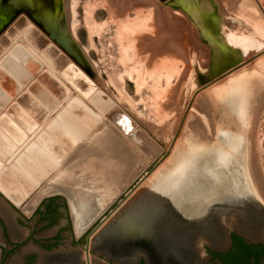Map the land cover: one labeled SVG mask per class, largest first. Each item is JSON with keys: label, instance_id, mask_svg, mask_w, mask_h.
<instances>
[{"label": "rangeland", "instance_id": "1", "mask_svg": "<svg viewBox=\"0 0 264 264\" xmlns=\"http://www.w3.org/2000/svg\"><path fill=\"white\" fill-rule=\"evenodd\" d=\"M258 2L264 9V0ZM89 5L93 7L89 8ZM69 7L70 0H57L55 11L61 16L66 34L75 43L79 64L94 81L95 89L85 94V98L89 102L93 101V93L99 89L95 95L109 99L111 106L101 111L102 116L97 121L94 116V123L87 129L86 124L76 120L85 128V132L82 137L76 138L75 144L61 160L101 122L130 146L138 164L142 165L108 209L172 145L167 155L122 205H126L134 195L152 188L153 192L147 191L143 200H140L143 208H148L151 214L163 207L156 198V194H160L165 198L170 197L168 201L181 216H194L203 213L206 200L219 201L218 195L235 191L237 193L233 195L232 201H236L235 205L239 204L237 207L243 213L239 220L241 224L249 227L255 222H264V16L254 0H199V3L197 0H77L73 16H70ZM154 9H157V19H154ZM218 12L219 17L225 15L221 22L226 27L227 39L234 49L233 56L225 46L227 41L221 43L219 39L215 40V49L204 36L205 27L211 26L213 15ZM70 22L75 23L71 28L73 34L69 32ZM22 26L19 32L24 31ZM7 37L10 41L14 39L9 35ZM141 37L144 40H140ZM47 52L40 50L37 55L50 64L45 58ZM242 61L247 62L203 88L206 83ZM45 66L40 74L30 79L27 86L39 81L41 76L45 79H50L49 75L55 78ZM63 71L64 68L58 72L62 74ZM73 75L74 80L85 78L79 73L74 72ZM137 76L141 83L138 88ZM50 81L56 86V93H51L48 88L46 90L42 83L37 85L44 88L58 105L70 90L59 81L61 91L54 79ZM27 86L21 92L30 93ZM17 94L15 99L22 95ZM34 99L46 111L52 112L56 106L49 108L40 103L37 97ZM73 99L78 101L74 95L67 103L70 104ZM95 100L94 105L98 110L108 106V102L99 103L101 96L99 99L95 97ZM13 101L10 105L17 102ZM41 101L47 102L42 97ZM64 106L57 113L60 122V111L67 110ZM7 108L0 114H6ZM35 110L42 112L38 113L39 116L43 114L41 120L37 118L38 115L35 118L39 125L46 118V113ZM18 113L22 115L21 111ZM72 116L78 118L75 114ZM20 130L27 137L30 135L22 128ZM67 130L71 133L69 128ZM229 140L236 146L231 152V165L227 166L229 150L224 146ZM21 143L15 144L19 147ZM215 150L214 164L218 168H214L212 173L208 170L202 173L204 170L201 168L189 174L187 168L194 162L198 167L212 164ZM4 156L0 159L1 175L5 168H11L4 173L10 183L19 187L27 183L26 189L20 188L22 198L30 199L47 183L53 166L35 184L33 179L22 173L12 172V175L11 171H20L15 161L17 156ZM231 174L235 177H231ZM191 184L196 193L189 198V194L183 195L181 189L186 191V187L192 188ZM229 195L218 198L224 200ZM179 197L184 199L179 200ZM222 202L219 211L225 209L223 206H229V202ZM246 204L253 209L245 208ZM212 211L210 217L213 219ZM214 211L219 214L216 209ZM220 218L226 224H232L231 216L224 217L222 214ZM114 242L116 245L121 243V246L132 243L124 234Z\"/></svg>", "mask_w": 264, "mask_h": 264}, {"label": "water", "instance_id": "2", "mask_svg": "<svg viewBox=\"0 0 264 264\" xmlns=\"http://www.w3.org/2000/svg\"><path fill=\"white\" fill-rule=\"evenodd\" d=\"M255 4L257 5V7L259 8V10L261 11L262 15L264 16V12L262 9V5L257 2V0H254ZM60 18V16H59ZM30 20V19H29ZM28 21V17H26L24 14H19L15 19H13L4 29L2 32H0V48L3 47V45H5L1 50H0V56L4 55L6 53V51L9 49H11L14 45H16L17 40H21L20 39V33H19V28ZM31 21V20H30ZM44 29L46 31H48V33L46 34L44 31H42L33 21L32 23L28 24L26 27V32L25 35L24 33H22V37L23 39L26 40V42L29 44V46H26V42L21 41V43L26 47V50H28L26 53V51H19L17 49H15V52L17 51L18 57L19 58H23V61H26V63H24L27 67H29L33 72L37 71L40 69L41 67V63H39V59L35 60L32 58L34 56V53L42 50V49H47V51H50V53H52L54 55V57L58 60L59 65L58 67H62L64 65L67 64V60L70 59L72 61V63L75 65V67H77L82 73L85 74L86 77H88L89 79L92 80V78L85 72V70L82 68V66L79 64L78 60H77V49L75 46V43L73 41V39H71L70 37H68V35H60L58 34V32L56 31V28H49L48 25H44ZM7 35H9L10 37H14V39L12 41H10L7 37ZM26 35L28 36V38L26 37ZM16 36V37H15ZM49 42L52 43L49 44ZM24 47V48H25ZM14 49V48H13ZM21 49V48H20ZM264 52V51H263ZM38 58V57H37ZM247 61H242L240 63L235 64L232 68L228 69L227 71H225L224 73H222L221 75H219L218 77L214 78L213 80L209 81L208 83H206L203 88L213 84L214 82H216L217 80H219L220 78L224 77L225 75L231 73L232 71L236 70L237 68H239L242 64H244ZM47 69L52 72V74L55 76L52 77L49 75L50 79H54L56 83L59 84V81L65 85L67 88H69L70 92L63 98V100L56 105V107L54 108V110L46 116V118L43 119V123H41L39 126L33 128V124L31 123V121H25L21 114H18L17 111L18 109H16V106L14 104L9 105V107L7 108L6 112L7 115L14 121H16L17 123H19L21 125V127L24 130H28V132L30 133V135L28 137H26L24 139V141H22L21 145H19V147H17V149H13L11 152H9L11 154L10 158H14L16 156H18V153L27 147V145H29L28 143L35 137L38 138V134L42 131H40L47 123L48 121L54 116V114H56L59 110H61V108L70 100V98L75 95L78 99V101H74V99L72 101H70V104H67V110H62L60 111V117L61 119L64 121V123L66 125H68V127H70L69 129L72 130L73 133H75V135H77L78 137H81L84 132H85V128H83V126H81L76 120L79 119L82 123L86 124V126H91L94 123V116L99 117L101 116L100 111H98L96 108H94V102H96L95 100V94L93 97V101L91 100V102L85 100L84 96H82L78 90H88V87L90 84H88L86 81L84 80H71L68 81L66 78H64L62 75L58 74V71L56 69H54L52 66L50 65H46ZM10 71L13 76H15L18 80V82L20 83H25L29 77H23V75H21V73H19L18 71L15 70V67H11L9 68ZM8 79V78H7ZM50 79L48 78H44V77H39V81L36 82H32L28 85V90L31 94H34L37 98L40 95L43 100L48 101V103L50 104H55V101H53L51 99V96L49 97L47 92L44 90V88L46 87V89L48 88L51 93L56 89V86L54 84H52V82L50 81ZM12 81V80H11ZM93 81V80H92ZM94 82V81H93ZM4 74L0 71V84L2 86H4ZM43 85H42V84ZM61 83L60 85V90L62 91V85ZM37 84L42 85L44 88H42L41 86H38ZM6 88V90L9 92H13L16 88L15 83H13V81L11 82V84L9 85H5L4 86ZM76 87L78 90H76ZM94 88V87H93ZM60 91V92H61ZM93 91V89H92ZM53 93H56V91H54ZM62 93V92H61ZM62 96V95H61ZM60 96V97H61ZM98 97V96H97ZM99 99V97H98ZM7 100V96L3 94V92L0 91V106H2ZM18 100H20V102L22 101L23 104L26 103L28 104L30 102V105L32 104L31 101H29L28 97L25 94H22L19 96ZM104 101L109 102V99H102ZM25 104V105H26ZM85 107L92 113H89L88 111H86ZM28 109L30 112H32V107L28 106ZM20 111V110H19ZM18 111V112H19ZM72 113V114H71ZM75 114L78 118H74L72 115ZM0 127L2 128V130L4 131V133H6V135L10 136H17V134L19 133V131L17 130V128L15 126H13V124L10 122V120L5 116V115H0ZM1 133V131H0ZM3 133V132H2ZM42 134V133H41ZM51 134L53 136L56 137L57 141L54 143V149L51 152L54 157L56 159H60L64 152L61 150V148L57 145L62 144L63 146H66V148H70L71 144L73 143L72 140H70V137L68 134H66L60 127L56 128L55 131H51ZM18 137V136H17ZM2 135L0 134V145L6 142L5 138L1 140ZM42 141L45 145L48 146L50 142L49 136L46 134L42 135ZM39 140V139H38ZM3 141V142H2ZM41 141V140H40ZM230 145L234 146V147H230ZM235 146L232 140H229V142H227L225 144V149L229 150L228 151V164L227 166L231 165V152L234 151ZM7 149V147L5 148ZM36 147H34V152H36ZM170 150V146L168 147L167 151L163 154L162 157H160L152 166L150 169H148L147 171H145V173L138 178V180L122 195V197H120L115 203L114 205H112L107 211L106 213L98 220V222L91 228L88 236H87V242L86 245L88 243V237L97 229L99 228L103 223H105V221L112 216V214H114L116 217L118 216L120 218V220L123 222V225H125L126 229L125 231V235L129 238V240L131 239V248L136 249L137 247L143 246V244H146L148 241V244H156L161 246L162 251H157L156 248L153 251L154 255H159V260L164 263V264H173L174 262H176L177 260V253L175 252V246H176V242L175 240L177 239V235L174 234L175 233H180L181 230V234L184 233L183 238L180 241L181 244V248H182V256H183V264H189L188 260L190 258V256L192 255V249H190L194 244L196 245L197 243H199L200 241H205L206 243H208L212 248L214 247V240L210 239L209 237H206L205 235H199L196 236V238H192L191 240L188 239V237L186 236L187 232L190 231V227H192L191 225H193L195 222L197 223L198 220H205L207 217H209L208 222H212L214 228L218 231V233L221 235V238L224 239L225 236L227 235L228 231L233 228L235 229L239 235L245 237H241L238 235H233L231 238V243L230 246L227 250L224 251H220L218 253H215L213 255H210L203 264H264V245L248 240V239H256V236L259 235L257 232L255 234H257L256 236L253 235V233L248 230L247 228H245L241 222L239 221L241 216L243 215L242 211L237 207L235 202H233L232 200L234 198L233 195H236L235 191L228 192L224 195H229L227 198H225L224 200H221L219 197H222L224 195H218L217 196V200H215V205L213 204L214 209H216V211L219 214H216V220L215 219H211L210 217V211L209 209L212 207L211 205V200H206L207 202H205V204L203 205V210L201 214H196L194 216H181V214H179V212H177L176 208L174 207L173 204H171L167 198L163 197L160 194H156V198L160 201V203H162V205L164 206L166 212L165 215H169V217L173 218L171 221L172 222H166L168 224L172 225V228H170V226L168 227V225L166 223H164V228H159L166 230L167 232H164L161 234H159V231L157 232L156 228L159 227V225L157 224V219L156 221H153L151 223L146 222V216H137L134 215L133 212L131 211L132 206L137 204L138 202H140V200H143L142 197L143 195L148 191V192H153V189H147L146 191H143V193L140 194H136L134 195V199L131 198L130 200L127 201L126 205H122L128 198V196L140 185V183L154 170V168L162 161V159L167 155V153ZM217 150V149H216ZM216 150L214 151V156L212 159V164L207 165V166H200L198 167L197 164L192 163V165L189 166V168H187V170L190 172V170L196 171L198 169L204 170L202 173H204L205 171H209L210 173H212L214 168H218L215 164H214V160H215V154H216ZM32 155V154H30ZM32 157L34 158V160H36V162L39 163V165H41V167L45 168V170L48 172L51 167L53 166L52 162L50 160L47 159V157H45V155L42 154H33ZM2 158V155H0V159ZM9 158V159H10ZM16 164L19 165L20 168H22L23 172L15 170L13 172H20L22 173L24 176L29 177L35 181H39L42 177L43 174L42 172L36 167L38 165H34V163H32V161L30 159H28L27 157H25V155H23L22 153L17 157L16 159ZM47 165V166H46ZM49 165V166H48ZM51 166V167H50ZM191 168V169H190ZM186 170V171H187ZM6 171L4 170L2 172V175L0 177L1 180V184L5 187L4 189H6L8 191V193H10L11 195H13L14 197L16 196V198H18V202H21L23 200L22 196L20 194H17V186L13 185L12 183H10L6 178V176L4 175ZM23 175H21V177H23ZM231 177H235L233 176V174H231ZM230 177V178H231ZM26 180V179H25ZM21 182V181H20ZM19 182V183H20ZM24 182V181H23ZM22 182V183H23ZM190 183V181H189ZM21 184V183H20ZM27 183H23V185H20V188L22 189H26V185ZM26 185V186H25ZM190 186H192V188L190 187H186V191L182 190V193H188L190 196H192L191 194L196 193L195 188L193 187L194 185L191 184ZM28 188H30L28 186ZM231 188V187H230ZM236 188V187H233ZM189 189V190H188ZM199 194V193H197ZM200 194H203V192H200ZM196 195V194H195ZM0 198L3 199L4 201H6L7 203H9L10 205H12L13 207H16V204L14 202H12L1 190H0ZM214 199H216L214 197ZM228 199V200H227ZM217 201V202H216ZM224 202H230L233 204H230V208H232L233 210H230L229 213H226V208L223 209L222 211H219L220 209H222V207H220V203ZM198 208H200L199 205ZM223 206V205H221ZM245 208H247L248 210H252L253 208H249V206L246 204ZM201 212V211H199ZM248 213V212H246ZM223 214L224 217H227L228 215L231 216L233 218L232 220V224H226L225 222L221 221L220 216ZM250 214V213H248ZM164 215V214H163ZM114 216V217H115ZM161 216V213H160ZM204 216V217H203ZM215 216V215H214ZM149 217V216H148ZM213 217V216H212ZM160 218V217H159ZM158 218V219H159ZM149 219V218H148ZM212 220V221H211ZM215 220V221H214ZM146 222V223H145ZM194 222V223H193ZM261 222V221H260ZM197 225V224H196ZM182 227V229H181ZM158 229V228H157ZM262 229L264 230V226H262ZM263 236V234H262ZM261 236V237H262ZM136 247V248H135ZM109 253L112 255L113 254H119L121 256H127L130 253H135L132 252V250L130 251H115V250H109Z\"/></svg>", "mask_w": 264, "mask_h": 264}, {"label": "bare ground", "instance_id": "3", "mask_svg": "<svg viewBox=\"0 0 264 264\" xmlns=\"http://www.w3.org/2000/svg\"><path fill=\"white\" fill-rule=\"evenodd\" d=\"M76 1L77 0H70V7H69L70 16H73L75 14ZM140 1L141 0H139V2ZM197 1L199 3V0H197ZM96 2H95V4H96ZM257 2H258V0H257ZM93 6H94V4H93ZM93 6L89 5V8H92ZM262 9H263V7H262ZM155 10L157 11V9L153 10L154 11V17H155V13L157 14V12H155ZM263 12H264V9H263ZM223 16L225 17L224 14H221V16L219 17V12L217 14L213 15V22H212L211 26L207 25L205 27L204 36L209 39L210 43L215 47V49H216V46H217L215 40L219 39L221 43H223V41L224 42L227 41L228 44L225 45V46L230 51L231 56H233L234 55V49H232L233 48L232 44L227 39L226 27H224V25L221 22ZM157 18L155 17L154 19H157ZM27 22H28V24L32 23V21H30L29 19H28ZM27 22H26V24H24V26H22V29H23V27L25 28L24 31H20L19 32L20 36H21L20 37L21 40H17L16 45H14L10 50L8 49L4 55L0 56V71L4 74V81H5L4 86L6 84L7 85L11 84L12 81H13V83H15V86H16L15 90L12 93L11 92L8 93L6 88L0 84V91L3 92V94L7 96L6 102L2 106H0V108L1 107H5L7 105V103L10 100H12V98L14 96L16 97L18 95L17 93H21V94L25 93V95L28 97L29 101H31V103H32L31 105H30V102L28 104H26V103L23 104V102L21 103L20 100H18V97L20 95L16 99L14 97L13 100L14 101L17 100V102H14L12 104H14L16 106V109H17V107L20 109V111L22 112L21 116H22V118L25 121H29L31 119V123L33 124V128H35V127L39 126L40 124L38 125L36 122L32 121L31 117H33L34 120H35V118L37 117L38 113L41 114L42 112L41 111L37 112L36 110L35 111H33V110L34 109L43 110L44 113H46V116L49 115L51 112L50 111H46L42 106H40L37 103V101H35V99H34V97L36 98L35 95H30L31 93H27L26 91L25 92H21V89L22 90L25 89V87L27 86L26 84L30 81V79L35 74H40V72L43 71V70L42 71H40V70L43 69L44 65H50L54 69H56L57 71H60V70H62L64 68L65 71H63L62 74H60V75H62L64 78L66 77L69 81L73 80V77H74L73 73L74 72L75 73H79L80 75L84 76L85 78H83V79L81 78V79L86 81L88 84H90L89 87H88V90L87 89L81 90L82 92L78 91L82 96H84V98H85V94H88L90 92V90L95 89V85L93 84L91 79L86 77L84 73H82L77 67H75V65L72 63V61L70 59L67 60V64L66 65H64L62 67H58L59 62L54 57V55L52 53H50V51H48L45 54V58H46L47 61L50 62V64H48L46 61L40 59L38 57V55H37V52H35L34 56L32 58L34 59V57H35V60H37V59L40 60L39 61V63H41L40 69L35 71V72H33L29 67H27L24 64V63H26V61H23L22 57L19 58L18 54H17V51L15 52V49H17L19 51H26V53H28L27 52L28 50H26V47L21 43V41H23V42L25 41L26 42V40L23 39V37L25 35L26 27L28 25ZM207 22L208 21L206 20V24H207ZM74 24L75 23H71V22L69 24L70 25L69 26V29H70L69 32L71 34H73L71 32V28L74 27L73 26ZM57 32H58V30H57ZM22 33H24L23 37H22ZM26 37L28 38L27 35H26ZM142 39L143 38L141 37L140 40H142ZM49 44L52 45L51 42H49ZM27 45L29 46V44L26 42V46ZM42 50L44 52L47 51V49L46 50L42 49ZM217 61H220V59L219 60L217 59ZM11 67H13V68L15 67L16 71L21 73V75H23V77H29V79L25 83L18 82L17 78L15 76H13V74L10 71H8V70H10L9 68H11ZM46 69H47V67H46ZM58 74H59V72H58ZM36 77L38 78V76H36ZM34 78H32V79H34ZM140 84L141 83L139 82V77H138L137 80H136L137 88L140 86ZM27 90H28V88H27ZM76 90H78L77 87H76ZM28 92H29V90H28ZM96 92L98 94L99 93V89ZM31 96H33V97H31ZM99 96H101V99H104L102 97V95H98V97ZM95 97H97V96H95ZM38 99H39L40 103H42L43 105L49 106V108L50 107H54L55 105H57V104H50V103H48V101L47 102H42L40 95L38 96ZM85 100H86V98H85ZM100 101L101 102H99V100H98L99 103L107 102V101H104V100H100ZM68 103L65 104L66 106H64V108L67 107ZM28 106L32 107V112L29 111ZM109 106H111L110 101L108 102V106H106L103 109L98 110L97 107H95V105H94V108H96L101 113V111L106 110ZM159 108H160V106H159ZM53 110H54V108H53ZM57 113L54 114V116L42 128V132H40L38 134V138H35L36 137L35 136L32 139L33 141L31 140L32 142L30 141L29 145H27V147L22 149V151L19 153V155L21 153L23 155H25V157L30 159L32 161V163H34V165H38L36 167L42 172V174H45V173H48V172L45 171L43 169V167H41V165H39V163L36 162V160H34L32 155L33 154L45 155V157H47V159L52 162L53 167H52V171H51V174L49 176V179H48L47 183L44 186H42V188L40 189V191L36 195H34L33 197H31L28 200L26 198H23V200L21 202H19L18 204H17L18 198H16V196L14 197L10 193H8V191L6 189H4L5 187L1 184V180H0V190L12 202H14L16 204V206H22V209L25 212H27V213L32 211V208L34 207L36 202L40 198H42L43 196L50 195V194H62L68 200L69 208H70V212H71V215H72L75 231H76L77 234H80L91 223H93V221H95V219H97L101 215V213H103V211H105L106 207L109 204H111L110 202H112L114 199L117 198V196L121 193V191L124 190V188L130 183V181L132 180V178L137 173V171L141 168L142 165L138 164L139 161H138L136 155L134 153H132L131 149L129 148L130 146H128L126 144V142L121 141V138H119V136L117 137V133L115 131L113 132V129L111 131L109 128L104 127L103 124H101V122L99 123L97 128L92 129L85 136V138L83 140H81L79 142V144L68 155L65 156V158H63L62 160H61L62 157L60 159H56L51 152L54 149L53 145L55 143V140H57V139H56L55 136H53L51 134V131L53 132V131L56 130V128L60 127L66 134L69 135L70 140L73 141V143L71 144V147L73 146V144H75L76 138H80L77 135H75V133H73L72 130H71V133H70V131L67 130L70 127H68V125H66L63 120H62L63 122L62 121L60 122V120L57 119V118H59ZM0 115H5L10 120V122L13 124V126H15L17 128V130L19 131V133L17 134L18 137L17 136H12V135H11L12 137L11 136L7 137L5 134H3L4 131L2 130V128L0 129V131H1L0 134L3 137V138H1V140L4 139V138L6 139L5 140L6 142L2 141L4 143V145L3 144L0 145V152H1L0 155H2V157H3L6 154H10L9 152H11L14 148L17 147L16 144L18 142L24 141V139L27 137V134L20 130V128H22L21 125L19 123H17L16 121L12 120L7 115V113L6 114H0ZM42 115L41 116L38 115L37 118L41 120ZM101 116H102V114H101ZM101 116H99V117H101ZM95 118H96V121H97L98 117L95 116ZM95 118H94V120H95ZM102 123H104V122H102ZM88 128H90V127H88ZM114 128H116V126ZM86 129H87V126H86ZM25 131L28 132V130H25ZM115 133H116V135H115ZM43 134H46V135L49 136L50 142H47V143H49L48 144L49 147H47V145H45L43 143V141H42L41 137H42ZM12 142H14V143H12ZM11 144H15V146L11 145ZM57 145L61 148V150L64 152V154L69 150V148L67 149L66 146H63L62 144L58 143ZM6 147H7V149H5ZM34 147L37 148L35 153H33L35 151ZM171 147H172V145L170 146V149H171ZM30 154H32V155H30ZM17 157H16V159H17ZM16 159H15V161H16ZM16 165H17V168L21 172H23L22 168H20L18 164H16ZM11 166H13V165H11ZM1 168L2 167L0 165V169ZM188 168H189V166H188ZM4 170L5 171L6 170L10 171L11 168H5ZM12 172L13 171H11V173ZM192 172L193 171L190 170L189 174H192ZM14 173H12V175H14ZM19 174H21V173L19 172ZM176 176L178 177V175H176ZM0 177H1V172H0ZM33 181L36 184L37 181L36 182H35V180H33ZM16 185H18V184H16ZM17 192H18L17 194H21V195L23 194L21 189H20V187H19V185L17 186ZM188 197L190 198L191 196L189 195ZM159 213H160V211H157V215L156 216H151L150 219H149V222L156 221V219L158 220V218L161 217ZM113 216H114V214H112V216H110L105 221V223H103L99 228H97L91 234V236L94 234L95 237H98V235L100 234L99 232H102L101 229L102 228L104 229L106 224L108 226L113 225V222L112 223H108V221ZM206 220L207 219H205V220L203 219L201 221V223H200V226H198V225L196 226L195 224L194 225L196 227H201V229H207V225H208L207 223H209V222L206 221ZM208 220H209V218H208ZM195 226L190 227V231L189 232L194 231ZM122 234H124V233H119V236L122 235ZM110 235H111L112 238H107V239L105 238L104 239L106 241L104 243V245L106 246V249L120 251V250L115 249V245H116V243L114 242V240H115L114 236L115 235H112V234H110ZM91 236H90V239H89V244H90ZM101 236H102V234H101ZM117 236H118V234H117ZM117 238H116V240H117ZM218 243H219V241L213 242L214 245H217ZM119 245L120 244H118L116 246H119Z\"/></svg>", "mask_w": 264, "mask_h": 264}, {"label": "flooded vegetation", "instance_id": "4", "mask_svg": "<svg viewBox=\"0 0 264 264\" xmlns=\"http://www.w3.org/2000/svg\"><path fill=\"white\" fill-rule=\"evenodd\" d=\"M55 4H57V0H0V32H2L3 29L19 14H24L26 17H28V19L33 21L46 34L48 33V31L44 29V25H48V27L51 29L56 28V31L58 30V34L60 35L63 36L67 35L63 23L61 22L58 13H56L55 11ZM187 194L188 193H186L185 195ZM184 197L183 198L179 197V200L184 199ZM167 198L169 199L170 197ZM115 200L116 199H114L113 202ZM213 202L215 201L211 202L212 207L209 210L210 211L213 210L212 216L214 214L215 216L213 217V219L216 220V214L214 211L215 209L213 207V204L215 205V203ZM109 205L106 207L105 211H103V213H101V215L97 219H95V221H93V223H91L82 233L77 234L74 228V223L67 198L61 194H50L47 196L45 195L42 198H40L39 201L36 203L35 207L32 209L30 213L27 222L29 223L33 221L32 222L33 229H35L36 231L53 228V230L55 231L54 235L59 236L60 238L58 239V242L55 243V245L60 243L61 242L60 240L62 239L65 240L64 242L62 241V243L63 244L65 243L67 244V246H70L66 257L67 264H164L159 260L158 258L159 255L156 256L153 254L155 248L157 251H162L161 246L153 243L148 244V241H146L147 243L143 244V246L137 248L135 247L136 249L131 248L132 246L129 243H124L125 245L121 246L122 244L118 242V244L120 245L119 246L115 245V249L120 250L121 252L132 250V252L135 253H130L127 256H121L119 254L112 255V253L110 254L109 250L106 249V246L104 245V243L106 242L104 239L112 238L110 234L115 235L114 239H116L117 237L120 238L119 233H125L124 230L126 229L125 225H123V222L120 220V218H118V216L116 217L115 215H114L115 217L113 216L108 221V223L113 222V225L108 226L106 224L105 228L101 229L102 232H99L100 234L98 235V237H95L94 234L92 236L90 235L91 236L90 244H89V239H90L89 236L88 243L86 245L87 236L91 228L106 213ZM10 207L12 211L11 215L8 217L10 221L12 222L14 220L21 221L18 216L22 215V211L25 213V211L22 209V206L13 207L12 205H10ZM223 207L226 208V213L227 212L229 213L230 210H233L232 208H230L231 207L230 204L229 206H223ZM161 210L158 211H160L162 215L156 222L160 228H164L165 225L164 223L172 222L171 220L173 218L169 217V215H165L166 210L164 206L162 207ZM131 211L133 212L134 215L141 217L146 216L147 225L150 217L157 215V212L151 214L148 211V208H143V203L141 202H138L137 204L133 205ZM230 220L232 219H229V221ZM206 221H208V219ZM200 223L201 221L199 220V222L196 224L200 226ZM166 224L168 225V227L170 226V228H172L171 224L168 223ZM194 224L191 226L196 225ZM196 226L194 228V231L187 232L186 236L188 237V239L191 240L192 238L193 239L196 238V236L205 235L206 237H209L210 239L214 240V242L219 241V243L217 245H214L213 248L203 240L197 243L196 245L194 244L190 248L192 249L191 251L192 255L188 260L189 264H203L210 255H213L220 251L227 250L230 246L231 238L233 235L241 236L238 234V232L235 229L231 228L228 231L225 238L222 239L221 235L214 228L212 222L207 225V229H201V227H196ZM243 226L248 230H250L254 236L257 235L255 234L256 232L259 234L256 236V239L253 240L248 239V240L264 245V230L262 229V226H264V222L258 221L257 223L255 222L253 223V225H250L249 227L247 225H243ZM159 227H157L158 229L156 228L157 232L159 231V234L167 232L164 229L160 230ZM1 230L2 231H0V237L4 239L5 227L3 228L2 226ZM174 234L177 235V239L175 240L176 242L175 252H178L177 253L178 255L176 262H174L173 264H183V256L181 254L182 248L180 241L183 238L184 233L181 234V230H180V233L177 234L174 232ZM2 249L3 247L0 245V251ZM5 257L6 254H3L2 252L0 255V264H3ZM61 258L62 257L57 258L58 262L61 261Z\"/></svg>", "mask_w": 264, "mask_h": 264}, {"label": "crops", "instance_id": "5", "mask_svg": "<svg viewBox=\"0 0 264 264\" xmlns=\"http://www.w3.org/2000/svg\"><path fill=\"white\" fill-rule=\"evenodd\" d=\"M11 102L0 108V113ZM32 120L36 122L33 118ZM11 213L10 205L0 198V231L2 226L5 227L4 239L0 237V245L3 247L0 255L2 252L6 254L3 264H67L66 257L70 246L63 244L62 241H65L63 239L55 245L60 238L54 235L53 228L40 231L33 229V221L27 222L31 211L29 213L22 211V215L18 216L21 221L13 222L8 218ZM60 257L61 261L58 262L57 258Z\"/></svg>", "mask_w": 264, "mask_h": 264}]
</instances>
